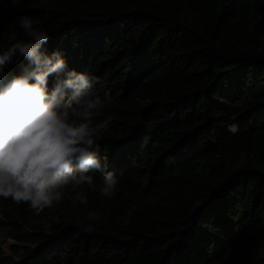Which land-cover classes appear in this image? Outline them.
<instances>
[{
    "label": "trees",
    "instance_id": "1",
    "mask_svg": "<svg viewBox=\"0 0 264 264\" xmlns=\"http://www.w3.org/2000/svg\"><path fill=\"white\" fill-rule=\"evenodd\" d=\"M24 16L110 94L118 183L89 173L39 215L0 197V264H264V0H0V53Z\"/></svg>",
    "mask_w": 264,
    "mask_h": 264
},
{
    "label": "clouds",
    "instance_id": "2",
    "mask_svg": "<svg viewBox=\"0 0 264 264\" xmlns=\"http://www.w3.org/2000/svg\"><path fill=\"white\" fill-rule=\"evenodd\" d=\"M21 2L12 0V5ZM34 23L21 17L19 27L29 39L0 53V197L27 204L39 215L61 202L67 186L92 185L89 173L102 176L100 193L108 198L118 180L108 171V157L99 155L97 143L111 117L94 123L111 101L110 94L97 95L98 78L69 69L61 52L43 51L49 37ZM10 38L16 39L15 34ZM18 54L27 64L20 75L9 78L5 68ZM76 201L87 203L83 192ZM87 219L98 221L100 215L89 212ZM86 230L92 231V226Z\"/></svg>",
    "mask_w": 264,
    "mask_h": 264
}]
</instances>
